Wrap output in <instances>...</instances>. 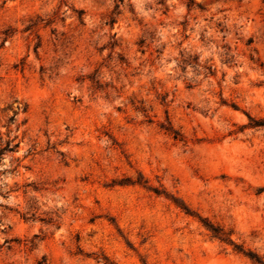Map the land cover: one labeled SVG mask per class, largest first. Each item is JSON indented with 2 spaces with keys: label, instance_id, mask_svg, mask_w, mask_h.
<instances>
[{
  "label": "rangeland",
  "instance_id": "rangeland-1",
  "mask_svg": "<svg viewBox=\"0 0 264 264\" xmlns=\"http://www.w3.org/2000/svg\"><path fill=\"white\" fill-rule=\"evenodd\" d=\"M0 264H264V0H0Z\"/></svg>",
  "mask_w": 264,
  "mask_h": 264
}]
</instances>
